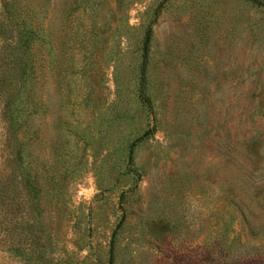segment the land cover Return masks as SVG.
Segmentation results:
<instances>
[{"label":"rangeland","instance_id":"rangeland-1","mask_svg":"<svg viewBox=\"0 0 264 264\" xmlns=\"http://www.w3.org/2000/svg\"><path fill=\"white\" fill-rule=\"evenodd\" d=\"M0 264H264V0H0Z\"/></svg>","mask_w":264,"mask_h":264},{"label":"trees","instance_id":"trees-1","mask_svg":"<svg viewBox=\"0 0 264 264\" xmlns=\"http://www.w3.org/2000/svg\"><path fill=\"white\" fill-rule=\"evenodd\" d=\"M151 27L149 25H147V27L144 29V38H143V46H142V59H141V67L144 66V63L147 60V53L149 51V46H148V42L150 39V35H151Z\"/></svg>","mask_w":264,"mask_h":264}]
</instances>
